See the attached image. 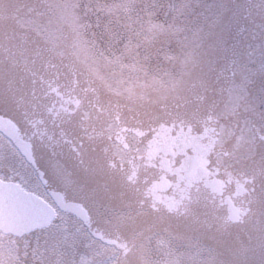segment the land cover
<instances>
[{"label":"flooded vegetation","instance_id":"1","mask_svg":"<svg viewBox=\"0 0 264 264\" xmlns=\"http://www.w3.org/2000/svg\"><path fill=\"white\" fill-rule=\"evenodd\" d=\"M231 2L239 35L264 27L249 19L252 0ZM240 38L167 100L107 97L79 78L43 88L26 132L17 127L31 162L15 149L21 166L0 180L53 216L21 236L0 230V264H144L146 235L198 239L212 264H264V105L248 95L223 111ZM245 126L246 148L235 143Z\"/></svg>","mask_w":264,"mask_h":264},{"label":"rangeland","instance_id":"2","mask_svg":"<svg viewBox=\"0 0 264 264\" xmlns=\"http://www.w3.org/2000/svg\"><path fill=\"white\" fill-rule=\"evenodd\" d=\"M230 2L47 0V14L14 16V23L0 21V76L9 75L14 63H31L35 58V63L45 64L46 69L60 68V77L66 74L62 84L72 82L76 76L74 79L84 82L81 87L100 88L107 97L140 103L167 100L182 94L191 82L210 71L215 58L212 55L222 51L225 40L234 39L238 28L234 27ZM251 5L249 19L263 21L264 0H252ZM240 35L223 111L234 109L248 95L257 108L264 105V27L248 25ZM27 43L31 44L27 52L15 53L16 46ZM11 48L13 53L2 52ZM27 66L28 74L24 71L25 75L16 76L14 71L16 77L0 81V115L12 119L22 132L28 128L26 120L32 102L38 101L37 96L26 92L32 88L44 91ZM55 86L61 88V79ZM249 90L252 93L248 94ZM248 131V126L241 130L237 146H252L254 141ZM20 161L11 143L0 137V177L3 172H15ZM139 244L145 249L144 264L213 261L212 248L183 235H146ZM152 245H156L158 255L154 260L153 249L148 248Z\"/></svg>","mask_w":264,"mask_h":264},{"label":"water","instance_id":"3","mask_svg":"<svg viewBox=\"0 0 264 264\" xmlns=\"http://www.w3.org/2000/svg\"><path fill=\"white\" fill-rule=\"evenodd\" d=\"M0 133L6 136L20 154L31 162L30 146L19 136L14 123L0 116ZM53 212L39 198L26 193L18 185L0 180V230L21 236L45 227Z\"/></svg>","mask_w":264,"mask_h":264},{"label":"trees","instance_id":"4","mask_svg":"<svg viewBox=\"0 0 264 264\" xmlns=\"http://www.w3.org/2000/svg\"><path fill=\"white\" fill-rule=\"evenodd\" d=\"M46 2H47V0H0V21L3 22V20H4L7 22L11 21L14 23V21H15L14 16H23L25 14L31 15V16L37 15V14H39V15L47 14L46 13L47 10L45 9L46 4H47ZM241 5H242V7H241L242 10H245L248 7V0H243ZM231 6H232V2H230V8H231ZM32 8H34V9H32ZM242 14L244 16L245 12H243ZM243 19H245V18H243ZM0 27H1V25H0ZM234 36L235 37L239 36V34L237 35V33H235L233 35V37ZM29 46H31L30 43L29 44L27 43V45H25V46L23 44L18 45L15 48V53L18 50L19 51L23 50V53H25V52H27V48ZM7 47L10 48L9 46H7ZM13 50H14V48L5 49L2 52L6 51V52L13 53L14 52ZM29 50H30V48H29ZM34 59L35 58H31V63L25 62L22 65L21 64L16 65L14 63L13 66L11 67V71L9 72V75L0 76V81L2 82L4 80H6L7 78L13 79L14 77H16L18 75L23 76L25 74H28L29 68L27 65H30L29 67L31 68V70H30L29 74L32 73L34 77L36 75L37 83L39 84V86L41 85L42 88H53V87H55V85L57 84V82L60 79H61V83L63 82L66 74H64V77H60L62 75L60 68L59 69L55 68L58 72H56V70L51 71L50 69H46L45 64L39 65L38 63H35ZM32 65L35 66V73L36 74L34 73V68L32 67ZM17 66L20 68L19 70L17 69L18 68ZM66 69L68 70V68H66ZM21 70H23V71H21ZM14 71L16 72V74H15L16 76L14 75ZM24 71H25V74H24ZM21 72H23V73L21 74ZM47 73H48V75H47ZM74 78H73L72 82L76 80ZM9 82L10 81H8L7 83H9ZM19 85H22V84L19 83ZM0 88L2 89V87H0ZM26 93L28 95L33 96V97H36V96L38 97L40 94H42V91H41V88H39V89L32 88L31 90L27 91ZM21 94L23 95L24 92H22ZM2 95H3V93L0 94V96H2ZM23 114H24L23 120H25V118H27V117H26L25 112Z\"/></svg>","mask_w":264,"mask_h":264}]
</instances>
